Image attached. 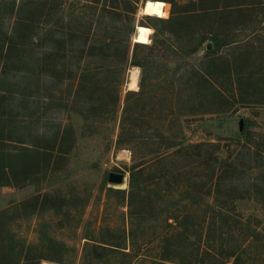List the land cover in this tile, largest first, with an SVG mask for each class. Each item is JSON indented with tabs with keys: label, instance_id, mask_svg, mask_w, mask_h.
I'll return each mask as SVG.
<instances>
[{
	"label": "rangeland",
	"instance_id": "1",
	"mask_svg": "<svg viewBox=\"0 0 264 264\" xmlns=\"http://www.w3.org/2000/svg\"><path fill=\"white\" fill-rule=\"evenodd\" d=\"M241 1L238 21L164 23L203 7L167 0L158 18L147 0H0L6 134L52 154L0 187V263L264 264V0ZM211 30L238 46L181 53Z\"/></svg>",
	"mask_w": 264,
	"mask_h": 264
},
{
	"label": "trees",
	"instance_id": "2",
	"mask_svg": "<svg viewBox=\"0 0 264 264\" xmlns=\"http://www.w3.org/2000/svg\"><path fill=\"white\" fill-rule=\"evenodd\" d=\"M147 1H152L154 3L157 2V0H147ZM228 1L229 3H227L225 6H219L218 0H199L198 3L192 2L188 5H185V8L188 9L195 5L198 6L201 5V7H203L201 11H197L195 8H193V10H184V11L182 10L181 12H177L175 9H173L171 18L167 21L161 19V21L164 23L167 22L174 23V21L176 20L184 22L187 19H195L196 17H201V16L204 17L220 16L222 18L234 17L235 19H237V21L240 20L246 12V10L244 11V4L241 3L242 2L241 0H228ZM164 11L167 12V8H165ZM149 16L151 17V15ZM234 28H236V30H239L241 29V25L237 24ZM193 33H195V31H193ZM208 34H209L208 38L204 37L203 40L200 42V44L194 47V49L190 51H182L181 53L185 56L192 55L199 50V47H201L207 41H210V43L213 44L212 48L214 49L209 52V55L211 58H213L217 56L223 48L225 47L228 48L230 46H238L239 44L237 41H230L229 40L230 35L223 30H211L209 31ZM159 40L160 39H158L157 43H161V44L165 43L164 41H159ZM2 100H3V96L0 95V102H2ZM6 119H7L6 113L0 110V157L3 159V161H6L7 157H11V159H14L15 157L16 158L22 157L28 159L31 156V157H35L37 162L32 164L25 163L19 167L8 165L6 163H0V187L19 185L21 182L28 181L31 178V176L34 175V173H36L37 170H39L38 168L40 166V163L38 162L41 161L40 158L44 162H49V159L52 156V154L48 150L39 151V149H33L25 146H21L20 148L21 151L15 150L16 148L20 147V146L17 147L16 144L18 143L21 144L22 142L20 143V141L15 139L17 132H14V130L10 129L9 132L6 134V130H7L6 126L7 123L9 122ZM246 132L247 130L243 131L244 135H246ZM8 144H12V145L15 144L16 147H14L13 151L12 149L11 150L7 149L9 153H6V148H9L7 147ZM194 147L196 149H202L204 145L197 144L194 145ZM138 174L139 171L138 172L133 171L130 177L129 186L133 191L140 186V182L138 180ZM12 254H13L12 259L14 260L10 261V263L3 262L0 264H24L26 262L25 260L23 262L21 261L22 257L19 253L14 255V252L12 251ZM206 254L209 255V253ZM232 257L236 258L235 260L237 262L240 259V257L236 253H234L224 256L223 258L224 260L222 259V262L225 260H230L232 259ZM28 261L31 260L28 259L27 264L29 263Z\"/></svg>",
	"mask_w": 264,
	"mask_h": 264
},
{
	"label": "clouds",
	"instance_id": "3",
	"mask_svg": "<svg viewBox=\"0 0 264 264\" xmlns=\"http://www.w3.org/2000/svg\"><path fill=\"white\" fill-rule=\"evenodd\" d=\"M167 7H168L167 0H157V2H155V3H152V2L148 3L149 11L154 10L156 13H158L160 15L161 18L167 17L168 13L166 11H164V9ZM141 30H143V31H141ZM138 31L141 34H144V33H149L151 30L148 29L147 27L142 26ZM141 39H143V35H141Z\"/></svg>",
	"mask_w": 264,
	"mask_h": 264
},
{
	"label": "water",
	"instance_id": "4",
	"mask_svg": "<svg viewBox=\"0 0 264 264\" xmlns=\"http://www.w3.org/2000/svg\"><path fill=\"white\" fill-rule=\"evenodd\" d=\"M212 47H213L212 43H208L206 45L207 50H211ZM109 180L111 183L121 185L125 181V176H124V174H121V173L111 172L109 175Z\"/></svg>",
	"mask_w": 264,
	"mask_h": 264
},
{
	"label": "bare ground",
	"instance_id": "5",
	"mask_svg": "<svg viewBox=\"0 0 264 264\" xmlns=\"http://www.w3.org/2000/svg\"><path fill=\"white\" fill-rule=\"evenodd\" d=\"M152 3H154V2H152ZM145 14H147V15H154V14H157L154 10L153 11H149V9H148V5L146 6V8H145ZM135 68V67H134ZM137 68V67H136ZM138 73H139V71H138V69H136L135 71H134V73L132 74V82H131V89H133L134 87H136V85H137V81H138ZM46 264H50V263H46Z\"/></svg>",
	"mask_w": 264,
	"mask_h": 264
},
{
	"label": "snow or ice",
	"instance_id": "6",
	"mask_svg": "<svg viewBox=\"0 0 264 264\" xmlns=\"http://www.w3.org/2000/svg\"><path fill=\"white\" fill-rule=\"evenodd\" d=\"M141 31H143V30H141Z\"/></svg>",
	"mask_w": 264,
	"mask_h": 264
}]
</instances>
